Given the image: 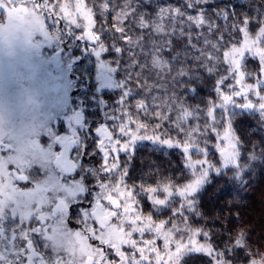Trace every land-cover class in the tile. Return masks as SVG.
<instances>
[{"label":"rangeland","instance_id":"1","mask_svg":"<svg viewBox=\"0 0 264 264\" xmlns=\"http://www.w3.org/2000/svg\"><path fill=\"white\" fill-rule=\"evenodd\" d=\"M89 9L85 0H0V264H84L87 256L101 264L121 258L124 264H181L190 254L215 260L217 253L187 223L210 176L237 166L230 112L253 106L264 117L263 77L255 81L243 69L246 58L262 62L264 23L224 54L235 89H221L209 112L177 110L183 90L175 78L184 62L201 67L211 58L165 62L160 52L133 64L141 68L148 99L98 105L117 80L103 36L112 28ZM80 109L85 123L74 126ZM91 122L93 129L101 125L103 136L92 134ZM58 136L76 139L72 159L80 167L70 175L55 163ZM141 145L179 151L189 181L145 190L132 185L129 154ZM11 171L26 174L29 184L21 186ZM89 193L109 219L104 228L91 218L93 205L84 209ZM108 194L116 210L105 205ZM58 202L66 211L52 217ZM161 211L166 217L156 219Z\"/></svg>","mask_w":264,"mask_h":264},{"label":"trees","instance_id":"2","mask_svg":"<svg viewBox=\"0 0 264 264\" xmlns=\"http://www.w3.org/2000/svg\"><path fill=\"white\" fill-rule=\"evenodd\" d=\"M85 5L112 28L103 36L117 82L113 90L102 92L98 105L122 100L135 106L148 99L141 68L133 64L160 52L165 62L211 58L201 67L184 62L175 78L183 90L177 110L180 106L209 112L221 89H235L224 54L243 34L253 36L264 23V0H85ZM262 45V62L246 58L243 63L246 75L255 81L261 75L264 80V39ZM144 49H150V55L143 54ZM229 117L238 144L237 166L210 176L195 196L187 224L204 236L219 264H264V117L253 106L233 110ZM129 157L128 180L142 190L181 187L191 177L184 156L175 149L141 145ZM165 217L162 211L155 216ZM215 260L190 254L180 263Z\"/></svg>","mask_w":264,"mask_h":264},{"label":"flooded vegetation","instance_id":"3","mask_svg":"<svg viewBox=\"0 0 264 264\" xmlns=\"http://www.w3.org/2000/svg\"><path fill=\"white\" fill-rule=\"evenodd\" d=\"M85 111H82L81 109H80V111L79 112H77L75 115H74V117H73V125L74 126H78V125H80V124H84L85 123ZM98 124V123H97ZM95 124H94V122H91V127H90V129L94 126ZM92 131V134L93 135H95V136H103V134H104V132H103V129L101 128V125H99L98 124V126H96L95 127V129H91ZM57 138H60L59 136L58 137H56L55 138V142L58 144V142H57ZM60 140H62L61 138H60ZM76 140V139H75ZM59 145V144H58ZM59 147H60V151H61V146L59 145ZM75 147H76V145H75ZM75 149V148H74ZM60 151H59V154H60ZM74 151V150H73ZM58 154V155H59ZM57 155V156H58ZM72 155H73V153H72ZM56 156V157H57ZM56 157H55V160H56ZM72 157V156H71ZM72 160H74V159H72ZM56 163V162H55ZM74 163H75V165H77V170L79 169V167H80V163L79 162H75L74 161ZM59 170H61L60 168H59ZM76 170V171H77ZM75 171V172H76ZM61 172L64 174V175H70V174H72V173H70V174H66V173H64L62 170H61ZM74 173V172H73ZM11 176L12 177H14L15 178V180L18 182V183H20L21 184V186H26L27 184H29V182H30V178L26 175V174H24V173H18V172H16V171H11ZM95 190H97V186L95 185V187H94V192H95ZM21 193V192H20ZM92 193H89L87 196H86V198L85 199H87V203H89V205L87 206V207H84V209H87V211H89L90 209H91V206L93 205V208L90 210L91 211V218H92V220H93V222L99 227V228H104L106 225H108V223H109V219L107 218V217H103L102 215H101V210H102V204H101V202H95L94 204H93V198H92ZM108 195H110V194H108ZM108 195H106V196H108ZM113 196V195H112ZM114 197V196H113ZM106 198V197H105ZM105 198H104V202H105ZM115 198V197H114ZM62 204L61 205V208L60 209H62V210H60V211H57L56 212V208L58 207V205L59 204ZM86 202L84 203V205L85 204H87ZM97 205H100V212H99V216L101 217V218H104V219H108V223L104 226V227H101L100 225H99V223L93 218V211L95 210V208L97 207ZM105 205H107L108 207H110L109 206V204H107L106 202H105ZM113 210V209H112ZM66 211V208H65V204L63 203V202H58L57 203V205L52 209V211H51V215H52V217L53 216H55L56 214H58V213H60V212H62V213H64ZM39 212H36L34 215H35V219L37 220V218H36V216H38L39 217ZM43 215H44V213H43ZM46 224V220L45 219H40V225H42V226H44ZM40 238V237H39ZM90 241L91 242H94L95 241V239H93V240H91L90 239ZM96 249H99V247H97ZM45 261V260H44ZM52 263V262H51ZM36 264H40V262H37ZM44 264H50L49 262H47V261H45V263ZM53 264H54V262H53ZM62 264H69L68 263V261H64V262H62ZM84 264H101L100 262H94V257L93 256H87L85 259H84ZM116 264H124V259H122L121 258V260L119 259H116ZM126 264H130V262H128V263H126Z\"/></svg>","mask_w":264,"mask_h":264},{"label":"water","instance_id":"4","mask_svg":"<svg viewBox=\"0 0 264 264\" xmlns=\"http://www.w3.org/2000/svg\"><path fill=\"white\" fill-rule=\"evenodd\" d=\"M85 40L89 45H93L95 40L92 37L91 33H86ZM58 144L61 146L60 154L56 157L57 166L66 174L73 173L77 170V165H75L74 160H72V153L76 145V140L74 138L71 139H56ZM105 202L109 204L110 208L115 210L117 209V201L112 195H108L105 198ZM61 203L56 208V212L60 211ZM100 205H97L95 210L93 211V218L99 223L101 227H104L108 223V219L101 218L99 216Z\"/></svg>","mask_w":264,"mask_h":264}]
</instances>
